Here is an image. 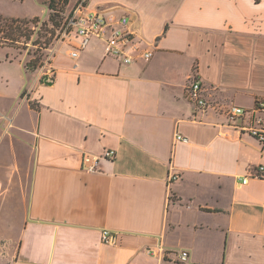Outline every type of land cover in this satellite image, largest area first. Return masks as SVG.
Segmentation results:
<instances>
[{
	"label": "crops",
	"instance_id": "1",
	"mask_svg": "<svg viewBox=\"0 0 264 264\" xmlns=\"http://www.w3.org/2000/svg\"><path fill=\"white\" fill-rule=\"evenodd\" d=\"M88 7L127 17L153 55L123 65L91 42L75 60L62 45L43 84L0 43V264H264V144L225 127L231 105L264 100V0Z\"/></svg>",
	"mask_w": 264,
	"mask_h": 264
},
{
	"label": "built area",
	"instance_id": "2",
	"mask_svg": "<svg viewBox=\"0 0 264 264\" xmlns=\"http://www.w3.org/2000/svg\"><path fill=\"white\" fill-rule=\"evenodd\" d=\"M70 0L64 3L53 0L48 8L51 15L45 21L48 28L54 29L52 41L40 38V32L45 22L38 21L33 25L28 34L23 35L22 44L27 49V54L32 49L30 61L24 62L28 70L36 71L39 80L43 84H52L55 80V68L53 59L58 48L62 45L67 47L69 56L77 60L86 50L91 42H97L102 47L106 58L113 59L123 65L137 62L149 61L153 55L152 51L143 47L141 40L129 29V20L125 16L117 17L102 9H89V0H76L72 7L68 8ZM26 32V31H25ZM34 33V35H33ZM18 43V42H17ZM34 64L32 69L30 64ZM29 66V67H28ZM188 98L194 105L196 111H204L208 104L203 97L201 81L197 75H193L187 87ZM28 91L23 92V96ZM264 100L258 99L254 105L245 109L240 106L231 105L226 112L225 127L235 129L241 133H247L259 143L264 144ZM176 141H185L180 135H175ZM115 151L106 150L102 155L85 153L82 157V170L87 173L98 171L102 159L114 160ZM253 178H264V166L255 168ZM179 178L178 174H170L168 183ZM247 183V178L242 179V184ZM101 242L112 245L116 242V234L107 229L101 231ZM188 260L186 251L178 252V261L184 263Z\"/></svg>",
	"mask_w": 264,
	"mask_h": 264
},
{
	"label": "rangeland",
	"instance_id": "3",
	"mask_svg": "<svg viewBox=\"0 0 264 264\" xmlns=\"http://www.w3.org/2000/svg\"><path fill=\"white\" fill-rule=\"evenodd\" d=\"M53 0H0V43L4 46L13 47L17 50L21 59L28 62L32 56V49L27 54L26 47L22 44L24 36L28 34L27 29L32 30L38 21L45 22L51 15L48 8ZM76 0H70L68 8L72 7ZM64 3V0H58ZM65 4V3H64ZM45 22L40 32V38L52 41L55 34L53 28H48ZM12 26V29L10 28ZM20 28L19 30L17 29ZM26 31V32H25ZM34 35V33H33ZM17 40L18 43L15 41ZM8 250V249H7Z\"/></svg>",
	"mask_w": 264,
	"mask_h": 264
},
{
	"label": "trees",
	"instance_id": "4",
	"mask_svg": "<svg viewBox=\"0 0 264 264\" xmlns=\"http://www.w3.org/2000/svg\"><path fill=\"white\" fill-rule=\"evenodd\" d=\"M10 28L12 29V26H10ZM17 29L19 30L20 28H18L17 27ZM16 42H18L17 40H15ZM30 66H31V68L30 69H32L33 67H35V65L32 63V64H30ZM29 67V66H28Z\"/></svg>",
	"mask_w": 264,
	"mask_h": 264
}]
</instances>
